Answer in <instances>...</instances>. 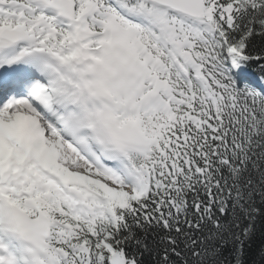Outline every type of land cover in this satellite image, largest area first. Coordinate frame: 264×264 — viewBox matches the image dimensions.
Wrapping results in <instances>:
<instances>
[{"label":"snow or ice","instance_id":"1","mask_svg":"<svg viewBox=\"0 0 264 264\" xmlns=\"http://www.w3.org/2000/svg\"><path fill=\"white\" fill-rule=\"evenodd\" d=\"M0 264H264V0H0Z\"/></svg>","mask_w":264,"mask_h":264}]
</instances>
